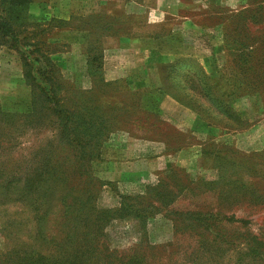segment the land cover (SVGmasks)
I'll use <instances>...</instances> for the list:
<instances>
[{
  "label": "rangeland",
  "instance_id": "obj_1",
  "mask_svg": "<svg viewBox=\"0 0 264 264\" xmlns=\"http://www.w3.org/2000/svg\"><path fill=\"white\" fill-rule=\"evenodd\" d=\"M2 16L0 264H264V0ZM67 114L87 142L62 141Z\"/></svg>",
  "mask_w": 264,
  "mask_h": 264
},
{
  "label": "trees",
  "instance_id": "obj_2",
  "mask_svg": "<svg viewBox=\"0 0 264 264\" xmlns=\"http://www.w3.org/2000/svg\"><path fill=\"white\" fill-rule=\"evenodd\" d=\"M8 1H10V0H8ZM21 3H23V2L21 1ZM14 33L15 32H14V28L12 26V23L9 20H7L5 17H3V16L0 17V48H1V45L3 44L2 41L5 40L6 38L11 39V42H14V40L16 41L17 37H16V35ZM41 60H44V59H41ZM41 60L37 59V58H33L34 62H40ZM45 60L47 61L46 62L47 64L46 63L45 64L47 66H49L50 68L54 69L53 70V74H55L56 73V69H55V66L52 65L53 62L47 57L45 58ZM188 61H190V60L189 59H185V60H181V62H177V67L181 66V65H179V63L180 64L184 63V65H185V63L188 62ZM190 62L192 63L193 66L196 65L195 62H193V61H190ZM188 70H193L192 71L193 72V76H195L197 78L198 82L199 83L200 82L201 83L202 82L205 83L207 86H209L208 87L209 91H211V89L213 87L208 82V80L210 79V75L206 72V70L202 66H197L196 65V67H189ZM27 76L28 75H26V77ZM216 99H218V101L220 102V104L222 106H224V107L227 106L225 104V101L220 96H216ZM207 108H210V107H207ZM58 112L62 115L60 109H58ZM70 119H71L70 115H68V114L63 116L62 122L65 125V129H64V132H63L64 133V137H63L62 141H65L69 145H71L73 147H76V144H75L76 141H78V143L79 142H81V143L82 142H87V141H82V140H84V137L81 136L82 133H85L87 135V124H86V126H84L83 130H80V129H78V125L77 124H72V121ZM71 134H73L76 139H73L71 137ZM90 144H91L90 142L87 143V145H90ZM39 169H41V168H37V170L35 171L33 176L39 177V176L43 175L42 173L46 172V171H42V170H39ZM49 170L50 169H48L47 171H49ZM5 173L6 172H4V174ZM19 178H20V176H15L14 180L19 179ZM17 264H21V263H17ZM23 264H25V263H23ZM32 264H44V262H42L41 260H38V261H34L33 260Z\"/></svg>",
  "mask_w": 264,
  "mask_h": 264
}]
</instances>
